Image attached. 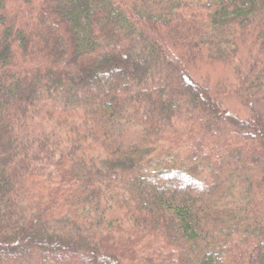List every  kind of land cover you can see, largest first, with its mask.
<instances>
[{
    "label": "trees",
    "instance_id": "16d2710c",
    "mask_svg": "<svg viewBox=\"0 0 264 264\" xmlns=\"http://www.w3.org/2000/svg\"><path fill=\"white\" fill-rule=\"evenodd\" d=\"M240 43L264 103V0H0V264H264V112L191 71Z\"/></svg>",
    "mask_w": 264,
    "mask_h": 264
},
{
    "label": "rangeland",
    "instance_id": "374dc122",
    "mask_svg": "<svg viewBox=\"0 0 264 264\" xmlns=\"http://www.w3.org/2000/svg\"><path fill=\"white\" fill-rule=\"evenodd\" d=\"M238 47L234 58H232L233 62L229 63L227 60H220L225 58L224 54L222 55L221 53H218L214 59H208L203 56L191 65V71L193 76L199 81L207 82V84L212 86L221 85L227 87L226 92L220 97L223 106L239 117H246L254 108L261 109L264 112V103L258 101L260 104L256 105L255 102L257 103V100L241 101L233 91V86L236 85L237 81L234 68L240 66L244 70L248 60V43H240Z\"/></svg>",
    "mask_w": 264,
    "mask_h": 264
}]
</instances>
